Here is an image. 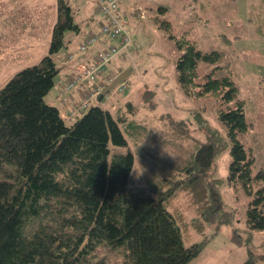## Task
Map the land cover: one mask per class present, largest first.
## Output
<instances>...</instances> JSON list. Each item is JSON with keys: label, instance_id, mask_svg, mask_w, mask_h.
Instances as JSON below:
<instances>
[{"label": "trees", "instance_id": "obj_1", "mask_svg": "<svg viewBox=\"0 0 264 264\" xmlns=\"http://www.w3.org/2000/svg\"><path fill=\"white\" fill-rule=\"evenodd\" d=\"M213 1L197 4L199 20H208L206 11L212 10L208 7ZM249 1L253 14L258 11L264 16V0ZM166 8L162 4L151 9L180 51L179 82L189 95L214 96L217 118L225 128L202 142L193 163L181 170L199 175L188 180L191 175L183 174L181 185L164 187L163 181L170 179L163 178L160 184L136 189L135 154L121 126L126 115L93 104L69 119L47 102L58 63L66 62L65 54L55 55L67 45L68 31H81L69 0H58L50 52L0 88V264H188L205 241H187L191 238L187 231L203 234L208 221L234 222L224 209L227 184L250 196L249 231L264 232V163L255 170L253 147L241 136L253 122L247 118L245 99L239 97V85L229 74L215 76L228 66L222 64L224 52L204 51L188 34L172 32L171 21L161 15ZM130 11L137 16V11ZM250 18L264 35V19ZM95 29L91 25L84 31ZM106 41L107 37L101 39L100 46ZM85 54L73 63L92 62L94 50ZM201 62L215 64L202 77ZM128 104L136 109L132 102ZM132 122V130L137 131V120ZM226 151L231 160L226 176H221L216 163ZM184 192L194 205L193 218L185 214V206L173 202ZM102 248L105 253H99ZM243 264H264V251L249 247Z\"/></svg>", "mask_w": 264, "mask_h": 264}, {"label": "rangeland", "instance_id": "obj_2", "mask_svg": "<svg viewBox=\"0 0 264 264\" xmlns=\"http://www.w3.org/2000/svg\"><path fill=\"white\" fill-rule=\"evenodd\" d=\"M96 1L69 0L76 22L84 30L91 28L93 20L98 22L100 19L93 11ZM201 1L208 0H140L142 7L136 10L144 9L146 19L122 16L138 50L127 60L109 63L106 74L117 73L116 68L124 70L134 66L127 77L128 88L125 92L113 88L111 94L97 98L94 104L127 116L121 126L135 154L133 179L136 189L160 184L163 178L170 179L168 183L163 181L165 186H162L167 187L173 183L181 185L186 175H191L188 180L197 177V171L182 173V168L193 163L202 142L217 135L218 129H225L217 118L218 101L214 96L194 97L182 88L176 67L180 51L174 38L153 18L155 14L151 8L156 9L162 4L167 7L165 13H161L162 18L171 21L175 35L188 34L204 51L217 49L224 52L222 64L228 66L217 70L215 76L229 74L239 85V97L245 99L247 118L253 122L249 131L241 136L244 135L253 147L255 170L264 163V35L250 22L251 15L257 21L264 16L258 11L253 14L249 0H212L213 4L208 7L212 10L206 11L208 20H199L197 4ZM57 20L58 0H0V88L20 69L39 63L50 52ZM80 36L75 31H68L67 45L60 49L56 58L69 50L77 51ZM110 42L116 43L113 40L108 44ZM83 53L78 54L76 61ZM70 63L59 61V67L63 64L65 67L59 71L55 85L46 95L47 102L57 105L65 116L68 111L61 100L60 79L65 80L70 73ZM214 65L201 62L200 76L210 72ZM128 101L133 103L135 110ZM133 119L139 124L137 131L132 130ZM230 158L229 151L219 157L216 165L221 176H226ZM154 188L160 189L157 184ZM223 193L228 201L224 209L230 212L234 222L208 221L203 234L196 229L187 231L191 235L187 241H205L203 250L188 264H243L249 247L264 251V232H251L247 225L250 196L243 189L237 190L228 184L223 187ZM173 202L185 206L188 217H195L191 208L194 205L185 192ZM105 251L102 248L99 253Z\"/></svg>", "mask_w": 264, "mask_h": 264}, {"label": "built area", "instance_id": "obj_3", "mask_svg": "<svg viewBox=\"0 0 264 264\" xmlns=\"http://www.w3.org/2000/svg\"><path fill=\"white\" fill-rule=\"evenodd\" d=\"M95 11L100 17L98 28L87 32L83 31L78 51H68L64 57L66 61H73L79 53L86 52L91 48L94 49L95 54L92 62L79 61L71 67L72 69L66 75L65 80L60 79L61 100L65 104L71 103L68 110L69 119L89 109L99 98L104 87L117 76L118 73L106 74L108 64L116 58H131V55L138 50L132 33L122 21V16L131 17V11L125 5L124 0H97ZM140 17H146L145 10H142ZM104 37H107L108 41L102 46L98 45ZM113 40L116 43L108 44ZM117 88L125 92L128 88V80H121L117 84Z\"/></svg>", "mask_w": 264, "mask_h": 264}, {"label": "crops", "instance_id": "obj_4", "mask_svg": "<svg viewBox=\"0 0 264 264\" xmlns=\"http://www.w3.org/2000/svg\"><path fill=\"white\" fill-rule=\"evenodd\" d=\"M96 2H97V1H96ZM125 3L128 4L129 6H131L132 9H133V11H137L139 8L142 7V6H141V2H140V0H129V1L125 2ZM136 9H137V10H136ZM95 10H96V4L94 3V5H93V11L96 12ZM137 12H139V11H137ZM137 12H136L135 15H138ZM132 16H133V15H132ZM91 24H92V28H97V27H98V22H97V20H96V22L93 20V21L90 23V26H91ZM83 31H84V29L81 28V31H80L78 34L82 36V35H83ZM81 36H80V39L77 40L76 46H78L80 40L82 39ZM99 45H100V44H99ZM103 45H104V43H103ZM72 46H74V45H72ZM93 50H94V49L91 48V51H93ZM74 51H75V50H74ZM77 57H78V56H77ZM81 57L86 58V57H87V54H85V55H81ZM71 63H72V66L75 64V63H73V61H71ZM71 63H70V64H71ZM64 67H65V65H64ZM129 102H130V101H128V103H129ZM62 103H63V102H62ZM70 104H71V103H67V104H65L66 107H67L66 111H68V109L70 108Z\"/></svg>", "mask_w": 264, "mask_h": 264}, {"label": "water", "instance_id": "obj_5", "mask_svg": "<svg viewBox=\"0 0 264 264\" xmlns=\"http://www.w3.org/2000/svg\"><path fill=\"white\" fill-rule=\"evenodd\" d=\"M64 67L61 66L58 68V72ZM134 69V66H128L126 67L124 70H122L119 74H117V76H115V78L112 80V82L108 83L104 89L102 90V92L99 95V98L103 97L107 92H109L111 89L115 88L116 85L123 79L127 78L129 75L132 74Z\"/></svg>", "mask_w": 264, "mask_h": 264}, {"label": "clouds", "instance_id": "obj_6", "mask_svg": "<svg viewBox=\"0 0 264 264\" xmlns=\"http://www.w3.org/2000/svg\"><path fill=\"white\" fill-rule=\"evenodd\" d=\"M140 9V8H139ZM142 10H144V9H141V10H139V14L137 15L138 17H140V14H141V12H142ZM146 12V11H145ZM147 13V12H146ZM146 16H147V14H146ZM132 17V16H131ZM141 18V17H140ZM147 17H145V18H141V19H146Z\"/></svg>", "mask_w": 264, "mask_h": 264}]
</instances>
